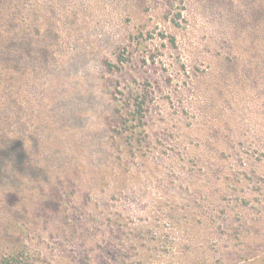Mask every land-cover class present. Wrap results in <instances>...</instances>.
<instances>
[{
  "label": "rangeland",
  "instance_id": "374dc122",
  "mask_svg": "<svg viewBox=\"0 0 264 264\" xmlns=\"http://www.w3.org/2000/svg\"><path fill=\"white\" fill-rule=\"evenodd\" d=\"M47 1L48 60L0 110L24 158L0 148V264H264V0H25L27 16ZM130 88L149 91L141 138Z\"/></svg>",
  "mask_w": 264,
  "mask_h": 264
},
{
  "label": "trees",
  "instance_id": "16d2710c",
  "mask_svg": "<svg viewBox=\"0 0 264 264\" xmlns=\"http://www.w3.org/2000/svg\"><path fill=\"white\" fill-rule=\"evenodd\" d=\"M43 4L44 18L35 19V16H27L30 7L28 2L25 3V0H0V73H4V77L1 76L3 78L0 81L5 86V92L2 90L0 94V110L5 103L13 98L10 90L20 84L26 70L31 66H35L41 58L47 57L46 61L48 60L50 48L53 44L52 31L48 28L44 29V26H46L45 22L47 20L46 9L52 10L53 2L48 3L47 1ZM168 41L175 43V38L171 36ZM123 52L124 48L118 53L117 58L120 63L124 60ZM6 72L10 73L7 77ZM148 94L149 91L146 88L135 94L134 88H130L126 96V111L124 117L122 115V124L132 137H134V133L138 132V137L141 138L145 131L143 126L148 112L146 106ZM0 114H3V112L0 111ZM3 118L4 116H0V122ZM9 122L5 121V123ZM6 139L7 137L0 141V148H3L1 150L11 149L9 152H12L10 157L13 155L12 162L14 160L19 163L24 161L23 153L12 148L21 147L22 141L15 139L16 141L12 142L9 141L12 138ZM13 151L15 152L13 153Z\"/></svg>",
  "mask_w": 264,
  "mask_h": 264
}]
</instances>
